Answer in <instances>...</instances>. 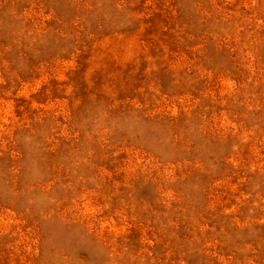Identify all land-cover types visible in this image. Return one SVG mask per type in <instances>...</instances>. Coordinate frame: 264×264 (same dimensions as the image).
<instances>
[{
    "label": "rangeland",
    "instance_id": "374dc122",
    "mask_svg": "<svg viewBox=\"0 0 264 264\" xmlns=\"http://www.w3.org/2000/svg\"><path fill=\"white\" fill-rule=\"evenodd\" d=\"M0 264H264V0H0Z\"/></svg>",
    "mask_w": 264,
    "mask_h": 264
}]
</instances>
